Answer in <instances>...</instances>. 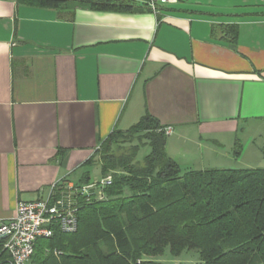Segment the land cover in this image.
Wrapping results in <instances>:
<instances>
[{"label": "crops", "instance_id": "1", "mask_svg": "<svg viewBox=\"0 0 264 264\" xmlns=\"http://www.w3.org/2000/svg\"><path fill=\"white\" fill-rule=\"evenodd\" d=\"M119 1L0 0V221L54 183L91 177L100 143L146 113L171 127L165 150L183 168L223 167L235 141L236 162L251 152L243 169L258 165L264 0H176L156 12Z\"/></svg>", "mask_w": 264, "mask_h": 264}, {"label": "trees", "instance_id": "2", "mask_svg": "<svg viewBox=\"0 0 264 264\" xmlns=\"http://www.w3.org/2000/svg\"><path fill=\"white\" fill-rule=\"evenodd\" d=\"M59 7L68 0H18ZM93 9H121L119 0H71ZM163 125L146 113L112 131L96 149L100 172H111L103 197L78 199L77 227L40 238L25 264H165L167 252L192 251L199 264H264V167H181L165 150ZM124 136L144 139L142 163L112 151ZM240 143L235 141L234 153ZM264 158V145L261 149ZM87 175L77 184L88 182ZM0 264H11L0 239Z\"/></svg>", "mask_w": 264, "mask_h": 264}, {"label": "built area", "instance_id": "3", "mask_svg": "<svg viewBox=\"0 0 264 264\" xmlns=\"http://www.w3.org/2000/svg\"><path fill=\"white\" fill-rule=\"evenodd\" d=\"M176 0H146L149 9L156 12L160 7ZM169 134L171 127H164ZM109 183V179H100L99 183L77 184L72 181L54 183L45 197L35 200H20L16 204L15 214L0 221V239L7 251L11 264H25L40 238L52 236L55 229L73 232L77 227L76 211L78 199L101 198L100 187Z\"/></svg>", "mask_w": 264, "mask_h": 264}, {"label": "rangeland", "instance_id": "4", "mask_svg": "<svg viewBox=\"0 0 264 264\" xmlns=\"http://www.w3.org/2000/svg\"><path fill=\"white\" fill-rule=\"evenodd\" d=\"M165 133V132H164ZM165 135L167 136L168 134L165 133ZM136 146L138 147V150L136 152L135 155V160L139 161L140 163H142V158L144 157L146 151H147V142L144 139H136L134 137H129V136H124V140L120 139V141L118 143H116V145H113L112 147V151L115 154H120V153H124V152H131L133 151L132 148ZM235 149H232L231 151L228 152V154L230 155L229 158H224L223 161L224 164L223 167H230V168H243V162L249 158H252L251 156L249 157L248 154V158H241V162L240 164L236 162V157H235V153H234ZM233 156L235 157L234 159ZM232 157V158H231ZM238 157V155H237ZM243 157H245V154H243ZM92 159L90 161H92V165H90V167H88L89 173H90V179L88 182L93 183H99L100 179H109V183L112 179V175L111 172H107L106 174H102L100 172V158L99 155L96 154V151L94 152V154L91 157ZM235 160V161H234ZM239 159H237L238 161ZM239 162V161H238ZM258 165H255L256 167H264V158H259V160L256 162ZM220 164V163H219ZM100 191V195H102L101 197H103V193L101 191V187L98 190ZM161 261L165 264H199V260L197 259L195 253H193L192 251L187 252L185 254H182L178 257H173L170 256L169 253H165L161 258Z\"/></svg>", "mask_w": 264, "mask_h": 264}]
</instances>
